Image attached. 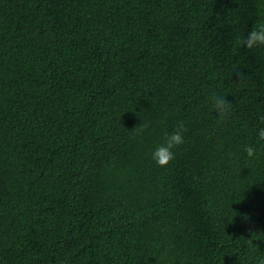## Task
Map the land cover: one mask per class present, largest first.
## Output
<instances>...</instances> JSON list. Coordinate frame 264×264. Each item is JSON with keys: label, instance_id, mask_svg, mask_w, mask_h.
Here are the masks:
<instances>
[{"label": "trees", "instance_id": "trees-1", "mask_svg": "<svg viewBox=\"0 0 264 264\" xmlns=\"http://www.w3.org/2000/svg\"><path fill=\"white\" fill-rule=\"evenodd\" d=\"M256 23L264 0H0V264H260Z\"/></svg>", "mask_w": 264, "mask_h": 264}, {"label": "clouds", "instance_id": "clouds-1", "mask_svg": "<svg viewBox=\"0 0 264 264\" xmlns=\"http://www.w3.org/2000/svg\"><path fill=\"white\" fill-rule=\"evenodd\" d=\"M239 43L248 49L264 47V23H256L247 32L246 36L239 39ZM210 102L213 110L221 119L226 118L229 113L230 102L225 96L213 93L210 96ZM147 127V125H145ZM185 124L183 121H178L175 130L172 132L165 131L162 141L153 147L150 153V158L159 166H166L175 158V151L184 143ZM256 144H248L244 147V152L248 158H255L259 151L261 142H264V115L258 117V122L255 126ZM260 264H264V258L260 260Z\"/></svg>", "mask_w": 264, "mask_h": 264}]
</instances>
